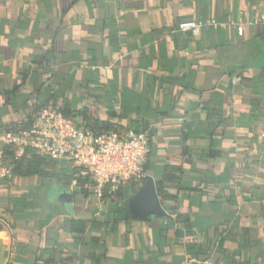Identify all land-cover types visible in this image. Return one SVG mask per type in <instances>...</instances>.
Instances as JSON below:
<instances>
[{
  "label": "crops",
  "instance_id": "obj_1",
  "mask_svg": "<svg viewBox=\"0 0 264 264\" xmlns=\"http://www.w3.org/2000/svg\"><path fill=\"white\" fill-rule=\"evenodd\" d=\"M263 20L264 0H0V128L120 105L123 131L149 129L156 189L180 168L166 216L193 222L111 213L43 160L0 180V264H264Z\"/></svg>",
  "mask_w": 264,
  "mask_h": 264
},
{
  "label": "built area",
  "instance_id": "obj_2",
  "mask_svg": "<svg viewBox=\"0 0 264 264\" xmlns=\"http://www.w3.org/2000/svg\"><path fill=\"white\" fill-rule=\"evenodd\" d=\"M215 23V19L187 20L178 28L200 33ZM150 151L147 132L113 129L97 134L81 121L47 106L33 116L29 126L20 130L0 128V180L14 175L12 161L36 154L45 160L65 161L76 170L72 186H77L79 177L90 179L101 197L106 185L114 190L127 180L147 176L145 163Z\"/></svg>",
  "mask_w": 264,
  "mask_h": 264
},
{
  "label": "trees",
  "instance_id": "obj_3",
  "mask_svg": "<svg viewBox=\"0 0 264 264\" xmlns=\"http://www.w3.org/2000/svg\"><path fill=\"white\" fill-rule=\"evenodd\" d=\"M47 107V106H44ZM56 110L62 112L65 116L69 118L76 119L77 117H82L83 121H81L85 126L88 128L92 129L95 133L100 134L104 132L111 131L113 129L122 131L121 129V124L119 123L120 118H122V115L120 114V109H115L112 113L108 115L106 119H102L99 117H96L93 113H91L86 107L83 108H74L71 106V104L66 101L63 103L61 107L56 108V106H53ZM114 108V107H113ZM37 113V112H36ZM35 113V114H36ZM33 114V116L35 115ZM26 123L21 124H15L14 126H11L14 130H20L23 127L29 126L32 123V118ZM126 130H133L135 132H147L149 134V143L151 147V135L149 132V129L143 128L140 129L137 127V124L135 126ZM151 151L149 152L147 156V160L145 163V171L147 173V176L142 178L141 180H135V179H130L127 180L125 183L119 184L114 190L106 185L102 189V195L101 198L102 200L108 201L110 204L109 211H112L111 213H115L116 209L120 208V205L128 200L130 196H132L136 191L140 188V186L145 182L146 178L149 175L150 171V165H149V158H150ZM45 159H42L38 157L36 154H31L30 156H24L22 159L18 161H12L11 165H13V173H19L21 170L24 168H28L29 170L35 169L37 171H41V169L37 166L38 164L42 163V161ZM68 181L69 184L72 183L73 178L76 175V170L74 168H71L68 166ZM39 169V170H38ZM179 170V167L176 166H168L165 170L164 176L162 179L158 180L157 182V191L158 195L162 197L163 203L164 201H169V200H174L175 195L170 194L166 190V185L165 181H172L174 180V177L171 173L173 170ZM94 182H92L90 179H84L82 177L78 178V184L75 187V193L79 194H89L90 189H92L94 186ZM166 203V202H165ZM120 216H118V219ZM166 222L168 226H174L178 225V227H183L187 235L192 233V226L193 222L189 220V217L182 215V214H176L175 218H173L171 215L166 216ZM179 232V231H178ZM224 243V238L219 239V244H218V251L223 247ZM196 243H194L195 245Z\"/></svg>",
  "mask_w": 264,
  "mask_h": 264
},
{
  "label": "water",
  "instance_id": "obj_4",
  "mask_svg": "<svg viewBox=\"0 0 264 264\" xmlns=\"http://www.w3.org/2000/svg\"><path fill=\"white\" fill-rule=\"evenodd\" d=\"M68 194V193H67ZM131 218L145 220L149 217H164L167 212L163 207L153 176L149 175L140 188L127 200Z\"/></svg>",
  "mask_w": 264,
  "mask_h": 264
},
{
  "label": "rangeland",
  "instance_id": "obj_5",
  "mask_svg": "<svg viewBox=\"0 0 264 264\" xmlns=\"http://www.w3.org/2000/svg\"><path fill=\"white\" fill-rule=\"evenodd\" d=\"M93 186H94V187H93V191H92L93 193H92V195L94 194V191H96V194H98L97 191H99V190H98L99 188L97 187L96 184H94ZM95 196H96V195H95ZM93 197H94V195H93ZM97 197H100L99 194L97 195ZM87 201H88V200H87ZM104 210H106L105 207L102 208V212H104ZM99 211H100V210H99Z\"/></svg>",
  "mask_w": 264,
  "mask_h": 264
},
{
  "label": "flooded vegetation",
  "instance_id": "obj_6",
  "mask_svg": "<svg viewBox=\"0 0 264 264\" xmlns=\"http://www.w3.org/2000/svg\"><path fill=\"white\" fill-rule=\"evenodd\" d=\"M124 212L131 214V212L129 210V204L128 203H125V210H124Z\"/></svg>",
  "mask_w": 264,
  "mask_h": 264
}]
</instances>
